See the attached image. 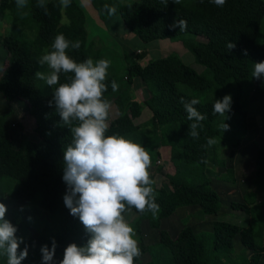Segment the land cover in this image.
Masks as SVG:
<instances>
[{
	"label": "trees",
	"instance_id": "1",
	"mask_svg": "<svg viewBox=\"0 0 264 264\" xmlns=\"http://www.w3.org/2000/svg\"><path fill=\"white\" fill-rule=\"evenodd\" d=\"M109 3L117 8L125 28L144 43L191 36L187 40L188 49L206 73L198 74L176 55H168L145 65L140 62L145 54L138 55V60L127 65L121 81L114 76L106 80L108 90L104 96L112 105L106 134L123 135L141 144L153 161L160 156V147L169 151L165 184L158 185L155 176H150L155 182L153 187L155 202L160 208V220L169 218L181 207H199L203 213L214 211L220 197L212 188L211 181L191 178L188 168L193 165L201 169L208 167L209 151L214 145L206 147L207 138H221L224 145L238 148L248 134L249 99H244L246 84L252 82L251 90L264 97V82L252 78L253 64L264 61V43H256L264 19V0H226L223 7L215 6L210 0ZM92 4L101 14L103 6L108 3L94 0ZM46 8L47 13L37 7V0H28V6L18 11L15 0H0V20L4 19L7 11L12 13L9 32L0 35V48L6 53L5 66L0 71V96L9 103L15 100L25 102L28 115L42 130V137L35 141L18 125L20 145L16 148L10 133L0 127V203L5 198L23 203L22 208L7 210L5 218L17 228L16 236L23 241L20 250L25 246L28 248L34 241L32 231L37 234L38 246L33 253H28L22 264H41L40 249L44 245L51 248L53 240L56 244L54 263L59 264L69 244L84 246L89 239L79 219L70 215L65 206L59 205L60 190L65 185L62 180L63 151L71 142V133L61 122L54 104L49 106L54 88L46 84L38 85L40 80L35 77L36 72L47 71L38 60L45 49H50L57 34H63L70 41H80L78 50L68 49V55L75 61L83 62L91 57L87 19L83 7L74 0L65 10L67 24H61L59 0H46ZM21 16H26L33 26L32 39L21 28ZM181 19L187 21L186 30L171 27ZM228 43H234L235 48L228 50ZM112 80L119 85L116 92L111 89ZM134 80H138L146 90L143 103L130 96ZM59 82H67L64 74L60 75ZM214 89L216 91H212ZM217 89L231 96V108L224 120L229 130L224 132L220 128L224 118L212 114L213 101L223 97L207 99L209 93H217ZM181 98L185 102L193 98L200 100L195 107L207 118L202 121V129H198V139L188 134L191 122L187 120ZM144 107L149 111L150 119L140 127L135 121ZM112 108L115 110L114 117ZM221 165L224 166V163L221 162ZM254 165V184L261 186L264 184V148H257ZM227 174L234 182L232 170H227ZM253 193L256 194V191ZM254 199L231 203L230 207L248 211L257 220L262 204H255ZM132 212L136 213L134 209ZM147 213H136L138 217L131 225L137 233L142 252L134 264L148 252L140 229ZM262 222L264 225V217ZM238 235L245 248L257 247L258 235L253 227H239L224 221L214 222L211 233L195 234L191 227L185 226L174 237L168 231L160 230L159 242L167 251H149L151 259L146 264H225L223 260H230L234 239ZM259 247L256 249L260 250L254 251L244 264L259 263L264 245ZM0 264H7L6 257H0Z\"/></svg>",
	"mask_w": 264,
	"mask_h": 264
},
{
	"label": "clouds",
	"instance_id": "2",
	"mask_svg": "<svg viewBox=\"0 0 264 264\" xmlns=\"http://www.w3.org/2000/svg\"><path fill=\"white\" fill-rule=\"evenodd\" d=\"M210 2L223 7L226 0ZM59 3L62 9H67L71 0ZM15 5L21 11L28 6V0H15ZM37 7L47 13L46 0H37ZM103 7L109 16L117 12L115 6ZM63 22H67L66 17ZM171 27L184 31L187 21L176 20ZM80 46V41L57 34L50 49H45L38 60L47 71L35 73L37 79L54 88L49 106L54 104L61 122L71 133V142L63 151L62 180L67 186L63 203L89 236L84 246L69 244L59 264H134L142 252L137 233L125 214L134 209L141 215L150 212L155 218L160 211L155 202V182L149 172L151 157L141 144L123 135L106 134L112 105L104 93L108 90L106 80L111 61L87 58L77 62L68 55V49L78 50ZM226 47L231 50L235 44L228 43ZM61 74L67 82H59ZM252 78L264 82V61L253 64ZM110 86L113 92L118 91L115 80ZM180 103L191 122L188 134L198 139V129H202V121L207 118L195 107L200 100L185 102L181 98ZM230 108V95L213 101L212 114L224 118L220 125L222 132L229 130L224 120ZM215 143L214 137L206 139V147ZM6 213L5 204L0 203V257H6L7 264H22L28 249L25 246L20 250L23 241L16 236L17 228L5 218ZM55 248L54 240L51 248L41 247V264H53Z\"/></svg>",
	"mask_w": 264,
	"mask_h": 264
},
{
	"label": "rangeland",
	"instance_id": "3",
	"mask_svg": "<svg viewBox=\"0 0 264 264\" xmlns=\"http://www.w3.org/2000/svg\"><path fill=\"white\" fill-rule=\"evenodd\" d=\"M52 1V0H49ZM78 3V6L83 7V11L86 14V30H87V40L88 47L90 51V58L94 61L99 59H108L111 61L110 67L108 69V77L114 76L116 80L121 81V77L125 73V69L128 64L132 63L135 60H138V55L145 54L144 58L140 59L141 64L145 65L147 62L155 61L157 59L164 58L168 55H176L181 61L195 70L198 74L203 75L206 73L204 67L197 64L190 53L187 40L190 39L191 36H177L168 40H157L150 43L142 42L137 36L129 32L123 22L121 21L118 12L115 15L109 16L107 12L104 10L101 11L100 14L96 8L92 5L94 0H74ZM107 2L109 6H114L113 1H117L120 4H125L128 2H133L137 0H102ZM65 10L62 9V19L61 24H67V22H63L65 20ZM22 11V10H21ZM67 18V17H66ZM21 28L26 33L29 39L34 37V29L31 23L27 20L26 16H21L20 18ZM12 21V13L7 11L5 13L4 19L0 20V35H6L9 32L10 23ZM257 44L264 43V19L259 29V33L256 38ZM5 58L6 53L3 49L0 48V71L5 66ZM107 77V78H108ZM39 80V79H38ZM46 83L40 80L38 81V85H45ZM179 88H183L179 86ZM252 82H248L245 86L244 99L248 98V114H247V125H248V134L246 138L243 140L239 148L237 149L234 146L224 145L221 141V138H215L216 143L213 147L210 148L209 151V166L206 167V170H201L198 166H189V173L191 178L196 180H204L209 179L212 181L213 186L217 187V184H224V177L229 176L227 174V170H232L233 177L236 179L235 186H233V191L236 196L233 198L234 202H238V199H241L242 196L248 191L252 189L254 182H252L254 178V158L256 154L257 148H264V97L256 95L252 90ZM212 91H216L215 89ZM146 90L141 85L138 80H134L132 88L130 90V96L132 99H135L139 103H143L145 100ZM225 94L222 90L217 89V93L210 92L207 99H213L217 97H224ZM115 110L112 108V115L114 117ZM150 113L147 108H143L142 114L140 118H138L135 123L137 126L143 127L149 121ZM23 132L33 140H39L42 137V130L36 125L34 119L28 115L27 106L25 102L21 100H15L11 103L6 102L0 96V127L4 128L8 133H10L14 146L17 148L20 145V127ZM149 131V127L147 128ZM158 152L160 154L159 157L153 161L151 157V167L149 169L150 176H155V181L158 185L165 184V172L167 168H165L166 160L169 159V153L164 148H159ZM160 161V163H158ZM221 162L224 163V166L221 165ZM162 169H161V168ZM161 169V171H159ZM159 173V175H156ZM255 181V180H254ZM66 185H63L60 190L59 196V205L63 206V196L66 193ZM213 188V187H212ZM214 189V188H213ZM254 192V191H253ZM252 192L253 196H248V193L243 197L245 200L256 201V194ZM237 200V201H236ZM220 206L224 205V208L229 209V201H227L224 196H221ZM244 202V201H243ZM242 203V202H238ZM5 204L7 210L9 209H19L23 207V203H15L10 202L5 199ZM258 204V203H257ZM260 204V203H259ZM195 209H189L188 211L193 212ZM188 211H184L182 214H188ZM259 213L257 214V220L252 218V221L246 227H253V231L258 238H263V217H264V204H262V208H259ZM255 212V210H254ZM133 213V212H132ZM196 213V212H195ZM231 213V211L229 212ZM220 216V215H219ZM146 217V216H145ZM232 213L223 214L220 216V219H216V221H229L232 218ZM126 218L128 222L132 225L133 221L136 217L134 214H127ZM145 219V218H144ZM142 219V221H144ZM141 221V222H142ZM159 228L158 225H155L154 228L149 229V233L146 235L148 237L147 243H149L150 249H158L161 250L162 247L166 249L164 245L160 246L158 233L160 230H164L165 227L169 225L166 222L159 220ZM189 221V217L187 218ZM185 221V222H187ZM215 221V222H216ZM181 224H184L183 222ZM263 226H262V225ZM240 227H243L240 226ZM152 231V233H151ZM176 231V230H175ZM173 230V232H175ZM212 230H205L202 233H211ZM178 233H174V237ZM34 241L28 246V253H33L37 246V234L32 231ZM172 236V235H171ZM256 245L262 246V243L258 240L256 241ZM240 250L242 253L239 254L238 257L235 256L234 259L225 258L223 262L225 264H231L234 261V264H244L245 261H249V253L250 249L241 247ZM248 250V251H247ZM260 250V249H257ZM238 254V253H237ZM56 257H53V264ZM261 264H264V257L261 258Z\"/></svg>",
	"mask_w": 264,
	"mask_h": 264
},
{
	"label": "crops",
	"instance_id": "4",
	"mask_svg": "<svg viewBox=\"0 0 264 264\" xmlns=\"http://www.w3.org/2000/svg\"><path fill=\"white\" fill-rule=\"evenodd\" d=\"M149 119H150V116H149ZM162 148L167 150V148H165V147H162ZM168 153H169V151H168ZM169 158H170V156H169ZM254 160H255V158H254ZM168 161H169V159L166 160V164L168 163ZM254 168H255V165H254ZM201 170H206V169H201ZM156 175H159V173H157ZM254 180H255V175H254V178H253L252 182H254ZM234 181H236L235 178H234ZM235 183L236 182H232V180L229 179V176H225L224 177V184H222V183L221 184H217L218 185L217 187H214L213 183L211 181V186L214 188V190L217 192V194L220 197L219 205H218L217 209H214V211L203 213L202 210L199 207H195V206L194 207H181V208H178L169 218H167L165 220H162V221L166 222V224L169 225L168 227H165L164 230L168 231V233L170 235L174 236V233H176V232L179 233L182 230L183 227L189 226V227L192 228V230L194 231L195 234H199V233H202V231H205V230H212V225L216 221V219H220V216H222L223 214H226V213L229 214V215L232 213L233 217L229 220V221H232L231 224L239 226V227L242 226V225H243V227H246L252 221V218H251L249 212L248 211L233 210V209H231L230 205H231V203H238V202L244 203L243 202L244 201L243 197H245V195L247 193L250 194L253 191H256V201L254 200L255 204L256 203L264 204V184L261 185V186H256L254 183H252L253 184L252 189L248 190L242 196L241 199H238V202H234L233 198H235L234 196H236V194L234 192H232V191H233V188H234L233 186H235ZM221 196H224V198H226L227 201H229V203H230L229 204V209H231V210H228L227 208H224V205L219 208L220 203L222 202L221 201ZM5 199L9 200L10 202H14V204L15 203H21V202H18V201L10 200L8 198H5ZM5 199H4V202H5ZM252 203H250L251 207H253ZM193 208L195 209L193 212H191V211L189 212L188 211L189 209L191 210ZM186 210L188 211V214L187 215L186 214H182L181 215V212L184 213V211L186 212ZM230 211H231V213H229ZM127 214L128 213H126L125 215H127ZM129 214H134L135 215L136 218L133 221H131V222L134 223L135 220L137 219L138 215L136 213H134V212L133 213H129ZM188 217H189V221H187ZM159 220L160 219H159V215L158 214L154 218L152 216V214L150 212H148L146 214V218L144 219V221H142L140 223L141 236L143 238L144 244L146 245V247L148 249V252H146L143 255V257L140 259V261L138 263H136V264H146L151 259L149 251H158V249H153V248L150 249L149 243L146 242L147 239H148V237L146 235L149 233V229L151 230V228H154L155 225H158V228L160 227L159 226V224H160ZM185 221H187V222H185ZM182 222L184 224H181ZM228 223H230V222H228ZM173 230L174 231L176 230V231L173 232ZM151 233H152V231H151ZM263 235H264V231H263ZM158 237H159V235H158ZM256 240L257 241L259 240L262 243V247H263V245H264V236H263V238H258L257 237ZM160 246L162 247V245H160ZM241 247H244V246L242 245L240 236L238 235L234 239V252H233V254L230 255V257L232 259H234L235 256L237 257L240 253H242L240 251L242 249ZM258 247L259 246L254 247L253 249H250L251 252L249 253V258L253 255L254 251H256L257 250L256 248H258ZM161 250L166 252L167 248L165 249L164 247H162ZM262 254H263V256L261 258L264 257V253H262ZM258 264H261V259H260Z\"/></svg>",
	"mask_w": 264,
	"mask_h": 264
},
{
	"label": "built area",
	"instance_id": "5",
	"mask_svg": "<svg viewBox=\"0 0 264 264\" xmlns=\"http://www.w3.org/2000/svg\"><path fill=\"white\" fill-rule=\"evenodd\" d=\"M158 163H160V161H158Z\"/></svg>",
	"mask_w": 264,
	"mask_h": 264
}]
</instances>
